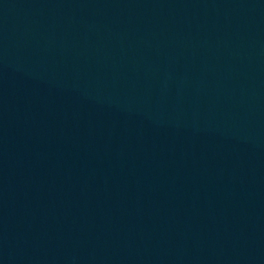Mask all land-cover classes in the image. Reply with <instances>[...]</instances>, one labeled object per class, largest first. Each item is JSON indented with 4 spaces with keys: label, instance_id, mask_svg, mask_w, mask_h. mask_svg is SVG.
Returning <instances> with one entry per match:
<instances>
[{
    "label": "water",
    "instance_id": "1",
    "mask_svg": "<svg viewBox=\"0 0 264 264\" xmlns=\"http://www.w3.org/2000/svg\"><path fill=\"white\" fill-rule=\"evenodd\" d=\"M0 264H264V0H0Z\"/></svg>",
    "mask_w": 264,
    "mask_h": 264
}]
</instances>
